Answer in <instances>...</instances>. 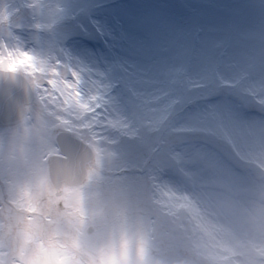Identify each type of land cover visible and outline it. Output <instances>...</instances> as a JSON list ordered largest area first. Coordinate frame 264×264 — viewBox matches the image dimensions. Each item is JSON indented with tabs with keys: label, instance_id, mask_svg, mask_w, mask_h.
<instances>
[{
	"label": "rangeland",
	"instance_id": "1",
	"mask_svg": "<svg viewBox=\"0 0 264 264\" xmlns=\"http://www.w3.org/2000/svg\"><path fill=\"white\" fill-rule=\"evenodd\" d=\"M84 2L0 0V55L13 54L10 70L40 64L21 73L35 93L25 121L0 130V203L13 206L0 207V264L32 244L31 264H80L70 247L89 264L264 253L251 231L264 198V0H89L107 43ZM59 131L94 158L85 183L56 196L46 160Z\"/></svg>",
	"mask_w": 264,
	"mask_h": 264
},
{
	"label": "water",
	"instance_id": "2",
	"mask_svg": "<svg viewBox=\"0 0 264 264\" xmlns=\"http://www.w3.org/2000/svg\"><path fill=\"white\" fill-rule=\"evenodd\" d=\"M31 99V89L21 75L10 77L0 74V127L20 122L24 118L23 106L29 103ZM56 141L64 157L50 156L48 158L50 180L53 168L67 164L74 165L77 168L83 167L86 178V165L93 157L92 150L67 133H59ZM82 183L67 186H79Z\"/></svg>",
	"mask_w": 264,
	"mask_h": 264
},
{
	"label": "clouds",
	"instance_id": "3",
	"mask_svg": "<svg viewBox=\"0 0 264 264\" xmlns=\"http://www.w3.org/2000/svg\"><path fill=\"white\" fill-rule=\"evenodd\" d=\"M50 55L55 59L56 63L60 62L61 57L59 54L53 52ZM14 56L12 53L7 55H0V74L7 76H16L21 73H27L31 75L33 72L40 69L39 61H33L29 65H17L14 70H10V63ZM84 169L83 167H75L74 165H59L53 168L51 173L52 184L60 189L66 185H77L84 181ZM253 210L256 213L257 219L255 225H253L251 231L254 236L258 239L264 241V198L258 200L254 206ZM70 254L79 258L80 264H89L88 257L75 252L74 249L70 247ZM40 249L37 244L30 245L26 250L23 245L17 247L15 254L13 256V264H31V262L39 255ZM241 264H264V253L255 256L251 261L244 259Z\"/></svg>",
	"mask_w": 264,
	"mask_h": 264
},
{
	"label": "snow or ice",
	"instance_id": "4",
	"mask_svg": "<svg viewBox=\"0 0 264 264\" xmlns=\"http://www.w3.org/2000/svg\"><path fill=\"white\" fill-rule=\"evenodd\" d=\"M97 7H99V5L89 2V0H85V2L81 4V8L87 13V18L92 25V30L99 37H104V42L107 43L108 39L112 36V33L110 31H106L105 26L102 25L99 21L95 20V18L92 16V10ZM84 31L87 32L88 29L85 28ZM91 43V40H86V44L91 45Z\"/></svg>",
	"mask_w": 264,
	"mask_h": 264
},
{
	"label": "flooded vegetation",
	"instance_id": "5",
	"mask_svg": "<svg viewBox=\"0 0 264 264\" xmlns=\"http://www.w3.org/2000/svg\"><path fill=\"white\" fill-rule=\"evenodd\" d=\"M0 190H1V192H3V191L5 190V188H4V184H3L1 181H0ZM2 194H3V198H5V196L7 197L6 194H4V193H2ZM2 205H4V206H8V207H12V206L10 205V203L6 200V198L3 199V201L0 203V207H1ZM20 214H24V211L20 212Z\"/></svg>",
	"mask_w": 264,
	"mask_h": 264
}]
</instances>
